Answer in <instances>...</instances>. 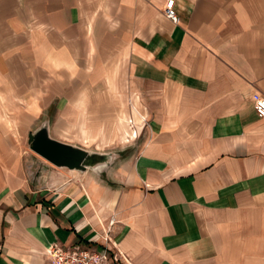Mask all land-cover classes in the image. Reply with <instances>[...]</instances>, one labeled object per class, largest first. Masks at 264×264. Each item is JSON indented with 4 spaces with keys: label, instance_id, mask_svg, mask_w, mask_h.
Listing matches in <instances>:
<instances>
[{
    "label": "crops",
    "instance_id": "crops-1",
    "mask_svg": "<svg viewBox=\"0 0 264 264\" xmlns=\"http://www.w3.org/2000/svg\"><path fill=\"white\" fill-rule=\"evenodd\" d=\"M176 7L0 0V264H56V243L120 256L103 264H264V0ZM126 109L148 118L130 156L32 175L42 122L116 113L120 139Z\"/></svg>",
    "mask_w": 264,
    "mask_h": 264
},
{
    "label": "rangeland",
    "instance_id": "rangeland-1",
    "mask_svg": "<svg viewBox=\"0 0 264 264\" xmlns=\"http://www.w3.org/2000/svg\"><path fill=\"white\" fill-rule=\"evenodd\" d=\"M131 108H132V105H131ZM135 111L136 109H133V112ZM125 112H126L127 117H129V111L126 109ZM133 112L129 117V119L131 118L129 121V124L132 128L129 132V136L124 135V137L123 138L121 137L120 139L112 138L113 137L112 134L114 132L116 134V132L118 131V125L119 126L121 125L120 121H119V124H116L117 122L116 120H114V118L116 119L117 117H119V115H116V113H114V116H113L114 118H111V120H108L107 122H104V123L102 122L103 124L100 123L97 129H94V127H92L93 122H92L91 116H89V114H86V115H82V118L78 120L77 124L73 126H68L67 128L62 129L64 131L61 130L58 135H54L53 134L54 132L52 133V130H51L52 127H51L50 121L48 120H45L44 122H42L40 126H38L33 131H36L45 122H49L50 133L52 137L58 140L67 142V143H71V144L83 147L91 152L108 153L110 154L109 159H111V155H112V157L116 156L117 159L120 160V159L130 156L132 153L135 152V149H133L132 142L134 141V139L138 138L140 134L142 135V132H139L136 135L135 132H133V129L139 130L138 129L139 127L144 129V124L147 123L144 121L141 114L140 116L138 115L139 114L138 111H136L137 115H135V113L133 114ZM145 118L148 119L147 117ZM83 123L90 131L91 139L89 138V141L87 140L88 142L84 141V135H82L81 125ZM121 128L123 132L124 129L122 126ZM132 132H133V135H132ZM26 148H27L26 151L29 157L30 168L32 170V175L38 176L40 174L38 171L39 165L43 166V168H45V170H47L48 172H51L52 176L56 177L55 181L57 182L64 179V176L59 174L60 170H63L69 174L73 173V171H71L69 168L60 169V167H58L57 165H55L54 163H52L51 161H49L48 159H46L45 157L37 153L36 151L32 150L30 148V145L27 143H26ZM89 169H92V168H89Z\"/></svg>",
    "mask_w": 264,
    "mask_h": 264
},
{
    "label": "water",
    "instance_id": "water-1",
    "mask_svg": "<svg viewBox=\"0 0 264 264\" xmlns=\"http://www.w3.org/2000/svg\"><path fill=\"white\" fill-rule=\"evenodd\" d=\"M49 122H45L36 131L30 132V148L58 167L85 171L89 168L97 172L104 171L117 159L108 153L91 152L83 147L67 143L52 137Z\"/></svg>",
    "mask_w": 264,
    "mask_h": 264
},
{
    "label": "built area",
    "instance_id": "built-area-1",
    "mask_svg": "<svg viewBox=\"0 0 264 264\" xmlns=\"http://www.w3.org/2000/svg\"><path fill=\"white\" fill-rule=\"evenodd\" d=\"M165 14L174 22L179 21L176 0H166ZM255 107L258 114L264 116V97L256 101ZM144 121L147 122V119L144 118ZM50 254L56 264H103L111 258L120 259V256L110 252L108 247L91 250L79 244L69 247H63L58 243L53 244L50 247Z\"/></svg>",
    "mask_w": 264,
    "mask_h": 264
},
{
    "label": "bare ground",
    "instance_id": "bare-ground-1",
    "mask_svg": "<svg viewBox=\"0 0 264 264\" xmlns=\"http://www.w3.org/2000/svg\"><path fill=\"white\" fill-rule=\"evenodd\" d=\"M134 130V129H133ZM136 135H137V131H136V133H135ZM132 135H133V132H132Z\"/></svg>",
    "mask_w": 264,
    "mask_h": 264
}]
</instances>
